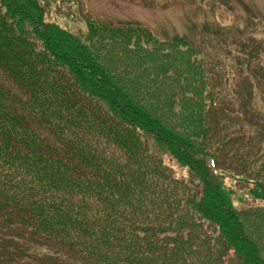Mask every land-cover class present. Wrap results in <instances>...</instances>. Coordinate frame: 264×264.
<instances>
[{"label": "trees", "instance_id": "trees-1", "mask_svg": "<svg viewBox=\"0 0 264 264\" xmlns=\"http://www.w3.org/2000/svg\"><path fill=\"white\" fill-rule=\"evenodd\" d=\"M45 15L0 0V264H264L263 45L235 40L252 74L232 79L188 35L81 37ZM217 111L253 130L236 136L253 156H221ZM233 176L263 204L236 201Z\"/></svg>", "mask_w": 264, "mask_h": 264}, {"label": "rangeland", "instance_id": "rangeland-1", "mask_svg": "<svg viewBox=\"0 0 264 264\" xmlns=\"http://www.w3.org/2000/svg\"><path fill=\"white\" fill-rule=\"evenodd\" d=\"M46 11L47 22H54L67 31L85 37L90 30V23H107L110 25H123L127 23L140 24L152 30L161 40H165L173 34L188 35L195 41L201 51V56L206 55V61L213 58L223 64L227 77H237L240 73L245 77L252 73L247 65L236 58L237 51L235 40L244 44L250 41L260 42L264 47V0H38ZM244 41V42H243ZM230 42L232 44H230ZM264 50V49H263ZM259 51L255 58L262 59L264 64V51ZM230 52V53H229ZM226 56V59H224ZM242 65V67L239 66ZM208 67H210L208 65ZM210 68H213L212 65ZM217 69V68H216ZM209 71L210 88L224 89L217 79V75L211 76L216 70ZM236 73V74H235ZM206 75V74H205ZM207 76V75H206ZM0 83L7 87L12 81L5 73L0 71ZM239 93L246 95L248 90L241 87ZM257 100V98H256ZM258 103V100H257ZM260 110L264 109L260 103ZM219 111V110H218ZM216 112L211 118L213 129L224 131L228 137H233V142L226 146L221 156H253L258 139L236 136L248 135L250 129L242 123L237 125L234 120H221L222 112ZM237 140V141H236ZM176 174H180L179 168L173 163ZM227 187L235 191V200L243 199L248 206L261 205L263 203L249 198L250 184H244L233 176L225 180ZM237 201V200H236ZM14 246V243H5ZM0 250L4 251L3 244ZM15 247L14 249H16ZM13 249V250H14ZM15 264H26L18 257Z\"/></svg>", "mask_w": 264, "mask_h": 264}]
</instances>
